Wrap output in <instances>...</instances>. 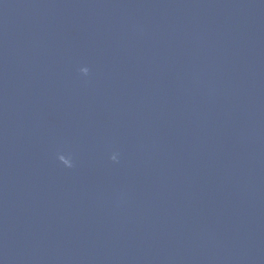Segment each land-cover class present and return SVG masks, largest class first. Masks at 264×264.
<instances>
[{"label":"water","instance_id":"water-1","mask_svg":"<svg viewBox=\"0 0 264 264\" xmlns=\"http://www.w3.org/2000/svg\"><path fill=\"white\" fill-rule=\"evenodd\" d=\"M0 264H264V0H0Z\"/></svg>","mask_w":264,"mask_h":264}]
</instances>
